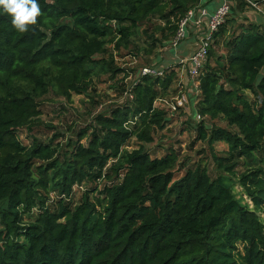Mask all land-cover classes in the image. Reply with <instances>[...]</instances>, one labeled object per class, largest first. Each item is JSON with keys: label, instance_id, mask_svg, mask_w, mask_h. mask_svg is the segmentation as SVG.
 Returning a JSON list of instances; mask_svg holds the SVG:
<instances>
[{"label": "trees", "instance_id": "obj_1", "mask_svg": "<svg viewBox=\"0 0 264 264\" xmlns=\"http://www.w3.org/2000/svg\"><path fill=\"white\" fill-rule=\"evenodd\" d=\"M255 2L264 6V0ZM206 3L37 0L41 14L26 32L0 12V264H264L259 24L236 27L223 63L208 62L212 45L199 77L201 114L229 128L209 134L205 118L192 126V146L225 138L229 149L216 161L230 176L183 163L174 148L153 157L143 146L168 125L173 111L162 100L182 91L173 88L180 65L162 76L141 75L130 87L121 84L124 102L79 130L59 129L48 141L34 134L31 144L19 137L35 130L41 114L34 94L50 86L68 99L88 94L98 65L112 77L125 72L115 65L109 42L129 44L142 27L156 49L172 42L188 12ZM66 133L65 144L58 142ZM133 140L140 147L129 150ZM234 178L251 204L235 194ZM75 186L85 189L78 199ZM37 207L36 219L25 222Z\"/></svg>", "mask_w": 264, "mask_h": 264}, {"label": "rangeland", "instance_id": "obj_2", "mask_svg": "<svg viewBox=\"0 0 264 264\" xmlns=\"http://www.w3.org/2000/svg\"><path fill=\"white\" fill-rule=\"evenodd\" d=\"M249 1V0H248ZM245 0L246 4L242 5L240 0H230L231 11L226 18L225 25L221 30V33L217 34L216 40L212 46L210 53V59L213 65L223 63L225 58L226 41L232 36L236 27L241 23L253 22L262 26L264 30V6L258 4L259 8L254 7L250 2ZM255 2V0H250ZM222 0L214 4V0H208L206 9L210 14L221 5ZM256 3V2H255ZM202 28H204L202 26ZM143 29H138V34L130 39V43L126 44L122 42L120 48L117 46V41L108 43V47L113 54L115 65L124 69V74H118L116 77H112L108 69H101L98 65L97 72L93 78V84L91 91L88 94H73L71 99L58 94L53 87H48L46 92L42 95H35L38 108L41 112L38 119L35 122V130L29 133L27 130H22L19 133V137L24 142L33 141V136L43 138L44 141H48L49 138L58 132L59 129L69 130L71 126L72 130H79L85 127L88 122L93 120V116L98 112H103L111 105H119L126 99V94H122L123 87L121 84L131 86L132 83L137 80L142 74V69L146 66L154 68L155 70H164L172 65H180V79L175 82L173 88L178 89L185 87V93L189 96L188 99L182 100L181 98L176 100L178 91L169 96L166 99L171 102L174 98L176 103L180 104L178 110L171 112L168 116V125L164 130L159 132L153 143L144 144L145 150H149L153 157L164 156L170 148H174L180 153V159L183 163L189 164H202L210 170H214L217 173L230 176L227 171L218 167L216 157L220 155H226L229 146L225 138H216L213 142L208 140H198L194 146L192 142L197 137V131L192 126L197 125L199 122L207 118V127L209 134L212 130L218 127L229 128L225 120L221 118L211 119L203 116L199 109V103L197 100V94L191 89L194 87L193 81L188 75V63L184 64L180 61L183 56L187 57L189 51L185 52L180 48L171 47L170 43L159 44L155 49L150 46V38L143 33ZM153 29L150 30V32ZM189 32V30H188ZM187 32V33H188ZM194 31H190L189 37H193ZM198 36L195 35V42L198 41ZM188 40V39H187ZM185 41V45L188 46L190 42ZM182 57V58H181ZM164 75V74H163ZM182 78V80H181ZM191 89V92L189 91ZM98 102V105H96ZM232 128H230L231 130ZM73 134V133H71ZM32 136V137H31ZM68 133L63 137H59L58 142L62 144L67 141ZM89 138V136H88ZM87 137L83 139L86 142ZM138 145L134 140L129 147V150L137 149ZM185 159L187 160L185 162ZM244 171L245 169L242 168ZM233 189L239 199L251 204L249 198L245 194V188L241 185L239 178L232 179ZM85 189L75 186L74 197L79 198ZM5 202L1 205L4 206ZM40 208H36L32 213L24 216V221L32 223L39 215Z\"/></svg>", "mask_w": 264, "mask_h": 264}, {"label": "built area", "instance_id": "obj_3", "mask_svg": "<svg viewBox=\"0 0 264 264\" xmlns=\"http://www.w3.org/2000/svg\"><path fill=\"white\" fill-rule=\"evenodd\" d=\"M248 1V0H247ZM250 2L254 7L259 8L258 4L252 1ZM231 11L230 0H222L221 5L215 10L214 13L210 14L205 6H198L190 10L187 16L180 22L179 29L177 31L176 37L171 42V47L180 48V45L187 39L188 30L190 27L202 28V34L199 40V45L197 49L189 56L185 61H181L183 64L188 63V75L191 81L194 83V87L191 89L197 94L200 93V81L199 77L203 73V68L208 59L211 46L215 41L216 33L223 26ZM205 25V26H204ZM142 75H153V76H162L164 72L162 70H155L149 66H146L142 69ZM182 91L179 92L176 100L178 99L186 100L189 96L185 93V86L181 87ZM191 89L189 90L191 92ZM130 93H128L129 95ZM132 97V95H131ZM171 107L172 111L178 110L180 104L176 103L174 100L168 102L166 99L162 100Z\"/></svg>", "mask_w": 264, "mask_h": 264}, {"label": "clouds", "instance_id": "obj_4", "mask_svg": "<svg viewBox=\"0 0 264 264\" xmlns=\"http://www.w3.org/2000/svg\"><path fill=\"white\" fill-rule=\"evenodd\" d=\"M0 12L11 16L12 25L19 32L28 31L41 14L37 0H0Z\"/></svg>", "mask_w": 264, "mask_h": 264}, {"label": "crops", "instance_id": "obj_5", "mask_svg": "<svg viewBox=\"0 0 264 264\" xmlns=\"http://www.w3.org/2000/svg\"><path fill=\"white\" fill-rule=\"evenodd\" d=\"M205 1L207 2L208 0H205ZM218 2H219V0H214V4H216ZM202 29L203 28L190 27L189 28V32H188V36H187L188 37L187 41H193V42H190L188 44V46L187 45L181 46L180 49L181 50L183 49L185 52L189 51V54H191L198 47L199 40H200V37H201V34H202ZM190 31H194L192 38L189 37ZM195 35H199L198 36V41H196V42H195ZM189 56L190 55H188L187 57L183 56V58L181 57L182 59L180 61L187 60L189 58Z\"/></svg>", "mask_w": 264, "mask_h": 264}]
</instances>
